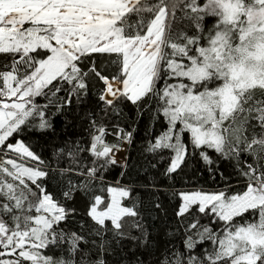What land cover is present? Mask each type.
Wrapping results in <instances>:
<instances>
[{
    "label": "snow or ice",
    "instance_id": "6c2138e0",
    "mask_svg": "<svg viewBox=\"0 0 264 264\" xmlns=\"http://www.w3.org/2000/svg\"><path fill=\"white\" fill-rule=\"evenodd\" d=\"M0 264H264V0H0Z\"/></svg>",
    "mask_w": 264,
    "mask_h": 264
}]
</instances>
